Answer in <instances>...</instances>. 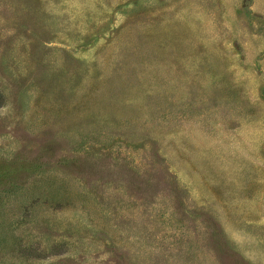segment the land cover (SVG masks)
Wrapping results in <instances>:
<instances>
[{
	"label": "rangeland",
	"instance_id": "1",
	"mask_svg": "<svg viewBox=\"0 0 264 264\" xmlns=\"http://www.w3.org/2000/svg\"><path fill=\"white\" fill-rule=\"evenodd\" d=\"M0 264H264V0H0Z\"/></svg>",
	"mask_w": 264,
	"mask_h": 264
}]
</instances>
